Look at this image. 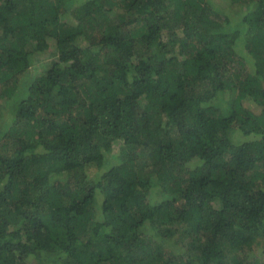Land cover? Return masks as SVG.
<instances>
[{
    "label": "trees",
    "instance_id": "trees-1",
    "mask_svg": "<svg viewBox=\"0 0 264 264\" xmlns=\"http://www.w3.org/2000/svg\"><path fill=\"white\" fill-rule=\"evenodd\" d=\"M212 2L0 0V264H264V0Z\"/></svg>",
    "mask_w": 264,
    "mask_h": 264
},
{
    "label": "rangeland",
    "instance_id": "rangeland-1",
    "mask_svg": "<svg viewBox=\"0 0 264 264\" xmlns=\"http://www.w3.org/2000/svg\"><path fill=\"white\" fill-rule=\"evenodd\" d=\"M213 1V0H212ZM226 0H214V2L215 3H213L212 2V4L213 5H219V7H221L223 10H224V8H226V2H225ZM50 43H52L53 44V42H50ZM42 63H47V62H36L35 64L37 65V64H42ZM36 65H34L35 67H36ZM38 66V65H37ZM249 109L251 110V111H253V112H255V113H259V111H260V109H258V107L256 106V105H254V104H252V105H250L249 106ZM0 113L1 114H4L5 113V117H7L6 116V114L7 115H9V114H11V111L10 110H0ZM5 121H6V119H5ZM4 121V122H5ZM8 121H10V120H8ZM0 130H1V128H2V124H3V121L2 122H0ZM235 142H237V141H235ZM239 143V142H238ZM90 171H92V170H90ZM214 207L215 208H217L218 207V205L217 204H214ZM44 253H40L39 255H43ZM52 254H55V253H52Z\"/></svg>",
    "mask_w": 264,
    "mask_h": 264
},
{
    "label": "clouds",
    "instance_id": "clouds-1",
    "mask_svg": "<svg viewBox=\"0 0 264 264\" xmlns=\"http://www.w3.org/2000/svg\"><path fill=\"white\" fill-rule=\"evenodd\" d=\"M218 208V207H217ZM217 208H215V209H217Z\"/></svg>",
    "mask_w": 264,
    "mask_h": 264
}]
</instances>
